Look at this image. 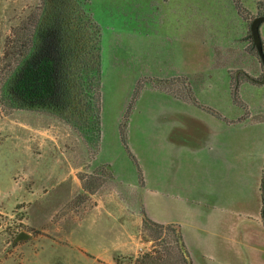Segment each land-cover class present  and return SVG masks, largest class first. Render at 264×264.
I'll list each match as a JSON object with an SVG mask.
<instances>
[{
	"label": "rangeland",
	"instance_id": "1",
	"mask_svg": "<svg viewBox=\"0 0 264 264\" xmlns=\"http://www.w3.org/2000/svg\"><path fill=\"white\" fill-rule=\"evenodd\" d=\"M41 2L0 0V87L3 68L11 62L7 52L15 29L38 14ZM90 2L93 22L101 32L100 138L94 144L59 114L14 109L0 102V264H185L171 229L175 223L153 221L159 226H144L149 217L143 205L154 215L162 214L154 193L164 109L175 107L181 113L171 121L176 124V131H170L173 141L191 143L198 129L192 132L188 125L199 129L202 125L198 117L186 113L191 106L178 100L215 106L219 100L202 96L219 95L222 86L209 85L196 95L191 75L169 81L164 75L177 63H186L191 70L205 57L225 64L221 73L229 68L233 124L242 129H233L225 177L218 180L211 165L182 164V159L178 165L171 163L168 176H206L205 210L211 216L208 208L219 199L231 209L253 213V173L264 148V66L249 30L251 21L264 15V0L169 2L164 8L188 13L190 29L181 19L172 21L157 11V6H164L158 0ZM259 33L264 39V21ZM245 50L262 68L252 79L242 71L252 69L242 54ZM263 169L264 162L258 186L261 207ZM214 187L221 195L213 194ZM194 200L197 203L198 197ZM243 217L229 213L222 222L214 217L204 220L210 229L203 239L212 251L207 258L197 256L196 263L264 264V232L256 227L255 216L242 221ZM21 232L27 237L17 239Z\"/></svg>",
	"mask_w": 264,
	"mask_h": 264
},
{
	"label": "trees",
	"instance_id": "2",
	"mask_svg": "<svg viewBox=\"0 0 264 264\" xmlns=\"http://www.w3.org/2000/svg\"><path fill=\"white\" fill-rule=\"evenodd\" d=\"M90 4V0H42L38 14L17 25L7 52L11 62L3 68L0 102L14 109L59 114L97 144L102 47ZM262 202L264 223L263 190ZM143 224L159 226L147 217ZM178 228L175 224L171 228L177 252L185 264H192Z\"/></svg>",
	"mask_w": 264,
	"mask_h": 264
},
{
	"label": "crops",
	"instance_id": "3",
	"mask_svg": "<svg viewBox=\"0 0 264 264\" xmlns=\"http://www.w3.org/2000/svg\"><path fill=\"white\" fill-rule=\"evenodd\" d=\"M169 2H174V0H158V3H163L164 6H157V11L163 12V14H166V17H170L172 21H174L175 18H177V21L181 19L182 25H186V29H190L188 13H184V11H174V9H172L171 7L170 9L164 8L165 6L169 5ZM179 13L182 15H180ZM153 14L154 13H152V16L150 17V23L153 22ZM244 40L248 42V40H246V36L244 37ZM261 40L264 46V39L261 38ZM242 54L248 60L247 62H249L252 66L251 71H248L245 68L242 69V71L245 70L246 72L244 73L246 77L252 79L251 76L258 75L261 72L262 68L254 62L253 56L249 52L245 50ZM203 61L204 62L198 66L196 64L194 66L195 68L191 67V70H187L188 66L186 63H177L173 67L174 71L169 73V75L165 73V79H168L169 81L173 77H189L191 75V77H194L195 79H191V81L194 82L193 88L196 95V91L198 90H200L201 92L204 88L210 89L209 85L211 87L213 85H221L222 93H220L219 95L210 93L209 95L206 94L205 96H202L203 98L205 97V99L211 101L219 100L220 103L215 106H209L206 104H200L199 102V106L197 105V107L195 106L196 104L190 102L186 103L178 100V98L176 97H173L174 100L176 99L178 100V102L184 105L191 106V108L188 107L186 113L198 117L197 119L200 120L199 123L202 125V127L200 128L202 129L196 128L190 123L188 125L189 130L193 132L194 129H198V134L193 136L194 140H192L191 143L184 142L182 145H180L177 141L174 142L173 140H175V138L170 133V131H176V124L171 121L176 114L178 115L181 113L177 112L175 107L164 109L161 124L162 156L161 160L159 161V184L156 189V193H154L157 196V211L162 212V214H159L158 216L154 215L152 210H147V206L145 207V204L143 205L145 214L149 218L153 219V221L161 224L175 223L176 225H179L184 244L193 264H197V256L200 255L202 258H207L210 251H212V249L208 248V243L203 239L204 231L210 229V226H207L204 223V220H211L214 217L217 223L222 222L223 220H227L226 214L231 213L234 214V216L244 215L245 217L242 218V221H244V219L246 218L252 220L251 218H249V216L252 215L256 217V222H254L256 227L260 229V231L263 230L264 232V225L260 220V210L262 208L260 202L261 195L258 192V186H260V176L262 172L261 164H263L264 162V148L259 154L260 160L257 164L255 172L253 173L251 191L253 193V197L255 198L256 206L253 213L244 212V210L241 211L238 208L231 209L229 208V205L221 204L219 199L218 202H215V207L211 206V208H208L210 210H213L214 215L211 216V212L205 210V207H207L206 205H208L207 202H205L206 187L208 185L206 176L203 178L200 177L201 175H192V178H177V175H173V177L169 178L168 176L171 174V163H176V165H178L179 160L182 159V164L198 162V164L200 165L213 166V172L216 171L217 173L216 178L222 181L226 175V167L229 168V166L231 165V141L233 129H242V126L233 124L234 106L232 98L229 99V97H232V95H230V93L228 92L229 68L226 66L225 69L227 73H221L219 68L221 67V65H223L222 63H215L214 61L211 62L206 57ZM214 78L216 79L213 81ZM193 106L196 108H193ZM177 132L179 133L180 131ZM144 180L146 183L148 182L145 177ZM183 187L185 188L184 190H182ZM217 193L218 195H221L220 190H216V188L214 187L213 194H215L216 197ZM195 196L198 197L197 203L194 200ZM179 197H183L184 200L180 201ZM232 219L233 223L237 225L236 218L233 217ZM242 227H246V224L242 223ZM234 229H236V227ZM256 243L257 242H254V245H256Z\"/></svg>",
	"mask_w": 264,
	"mask_h": 264
},
{
	"label": "water",
	"instance_id": "4",
	"mask_svg": "<svg viewBox=\"0 0 264 264\" xmlns=\"http://www.w3.org/2000/svg\"><path fill=\"white\" fill-rule=\"evenodd\" d=\"M263 21H264V15L255 17L250 23L249 34L251 37L252 44L254 45L256 49L257 57L260 63L264 66V47H263V43H262L260 33H259L260 25ZM262 79L264 80V76L262 77ZM261 189L264 191V170H263ZM26 237L27 235L22 232L16 236L17 239H24Z\"/></svg>",
	"mask_w": 264,
	"mask_h": 264
}]
</instances>
